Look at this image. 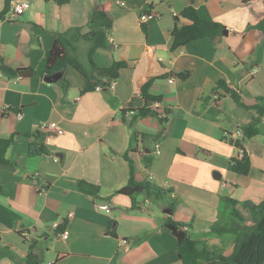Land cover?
I'll list each match as a JSON object with an SVG mask.
<instances>
[{
	"label": "crops",
	"instance_id": "1",
	"mask_svg": "<svg viewBox=\"0 0 264 264\" xmlns=\"http://www.w3.org/2000/svg\"><path fill=\"white\" fill-rule=\"evenodd\" d=\"M15 2L23 11L14 13L10 3L0 20V56L6 66L32 73L7 77L0 71V138L16 134L6 152L10 164H0V264H25L28 252L37 256L35 264H180L176 240L164 225L168 216L187 225L195 239L230 253L231 235L205 234L230 209L226 197L264 199V124L246 143L249 174L228 170L238 150L220 139L222 130L239 136L250 112L223 89L212 90L223 79L246 104L264 96V59L253 64L262 37L253 25L264 13V0H151L156 16L146 22L139 15L147 0ZM191 3L227 33L216 46L203 37L171 50L173 13ZM97 6L108 8L112 26L108 46L94 52L95 63H127L111 86L80 93L86 80L71 68L65 70L67 91L35 75L57 35L92 29L90 13ZM88 45L76 42L83 64ZM184 70L190 74L181 79L176 74ZM148 81L147 92L162 97L158 109L171 110L163 127L155 117H134L129 110L146 105L140 90ZM23 133L37 135L48 152L28 155L30 137ZM159 133L157 140L143 137ZM125 151L137 180L171 190L178 203L173 211L144 194L118 192L129 178ZM81 179L98 186L99 195L83 193Z\"/></svg>",
	"mask_w": 264,
	"mask_h": 264
},
{
	"label": "trees",
	"instance_id": "2",
	"mask_svg": "<svg viewBox=\"0 0 264 264\" xmlns=\"http://www.w3.org/2000/svg\"><path fill=\"white\" fill-rule=\"evenodd\" d=\"M68 0H58L59 3H65ZM142 8V12H152L153 4L151 0ZM11 0H5L3 8L0 10V20L5 18L9 11ZM90 23L92 29L82 34L78 28L56 36L52 47L45 51L43 57L34 69L35 75L47 77L56 72H62V76L56 81L64 91H67L69 84L65 77V70L71 68L82 75L86 84L80 93L94 91L96 89L111 86L120 73V70L127 66L124 61H114L110 66L101 67L94 61V52L97 48L108 46L107 30L112 26V17L108 8L97 6L90 13ZM261 33L262 37L253 51V64L260 65L264 59V13L262 17L253 25ZM248 27H251L249 24ZM225 27L213 20L201 18L196 7L191 3L185 6L178 15L173 17V26L170 34L172 37L171 50L183 46L191 41L208 37L213 41L214 46L221 40ZM85 40L89 43L87 48V63L83 64L76 51V42ZM0 71L7 77H16L24 69H13L6 66L0 56ZM190 74L189 70H184L176 75L181 79ZM150 81L141 87V96L146 101L143 108L129 109L135 112L134 117H155L163 127L171 114L169 108L158 109L157 103L162 101L161 96H152L147 90ZM218 88L223 89L229 94L230 98L238 107L250 112V120L241 124L240 135L233 136L232 133L222 130L221 140L233 145L238 150V155L231 158L228 163V170L240 176H247L251 169V160L246 148V143L261 132L264 124V96L255 98L254 103L246 104L241 96L240 90L231 89L223 79L217 80L212 90L213 94ZM150 101L151 103H148ZM131 125V122H130ZM226 133V134H225ZM15 133L8 138H0V164H10L6 158V152L12 145ZM22 135L30 137L28 141L27 154L30 156L45 154L48 152L46 145L37 139V135L23 133ZM137 135L132 133L133 138ZM161 133L156 135L144 134L143 137L157 140ZM128 162L129 178L127 184L118 189L119 193L133 197L136 194H144L146 197L163 202L166 207L173 211L176 206V200L169 196L170 189L160 187L150 180H137L135 177V163L128 155V151L123 153ZM146 163L150 162L147 154H142ZM79 189L90 196L99 195L98 186L86 181H78ZM226 203L229 205V211L222 214L219 219L210 227L205 234L223 236H232V249L230 253L225 254L217 246H209L201 239H195L185 228V224L175 221L170 216L164 222L166 229L176 240L178 248V259L180 264H200L216 260L219 264H264V199L255 203L251 200L238 201L226 197ZM38 262L36 255L28 252L25 257V264H35Z\"/></svg>",
	"mask_w": 264,
	"mask_h": 264
},
{
	"label": "built area",
	"instance_id": "3",
	"mask_svg": "<svg viewBox=\"0 0 264 264\" xmlns=\"http://www.w3.org/2000/svg\"><path fill=\"white\" fill-rule=\"evenodd\" d=\"M10 3H11V6H12V8H13V12H14V13L19 14V13H21V12L23 11V4H22V3L15 2V0H11ZM173 15L176 16L177 14H176V13H173ZM155 16H156V13H154L153 11H152V12H148V13H144V12H142V13L139 15V20H140L141 22H146V21H148L149 19H151V18H153V17H155ZM172 79H173V78L170 77L168 81L171 82ZM48 127H49V128H53L54 126H53V125H49ZM238 135H240V131H238ZM156 153H159V145H158V144H156ZM98 208H99V209H102V210H106V211L109 210V207H108L106 204H100V205H98ZM67 235H68V230H67V229H64V230L62 231V236H63L64 238H66ZM122 243H123L124 245H126V244L128 243V241L125 240V239H123V240H122Z\"/></svg>",
	"mask_w": 264,
	"mask_h": 264
},
{
	"label": "water",
	"instance_id": "4",
	"mask_svg": "<svg viewBox=\"0 0 264 264\" xmlns=\"http://www.w3.org/2000/svg\"><path fill=\"white\" fill-rule=\"evenodd\" d=\"M226 33H227V30L224 29L223 34H226ZM28 73L31 74L32 71L30 69L27 71H23L21 72L20 76H27ZM61 76H62V72H56L50 76L44 77V80L47 82H56ZM168 212L170 213L171 211L169 210Z\"/></svg>",
	"mask_w": 264,
	"mask_h": 264
},
{
	"label": "rangeland",
	"instance_id": "5",
	"mask_svg": "<svg viewBox=\"0 0 264 264\" xmlns=\"http://www.w3.org/2000/svg\"><path fill=\"white\" fill-rule=\"evenodd\" d=\"M227 211H229V209Z\"/></svg>",
	"mask_w": 264,
	"mask_h": 264
}]
</instances>
